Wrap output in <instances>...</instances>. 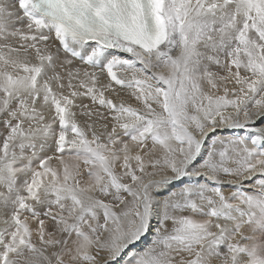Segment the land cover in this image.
Instances as JSON below:
<instances>
[{"label":"snow or ice","instance_id":"obj_1","mask_svg":"<svg viewBox=\"0 0 264 264\" xmlns=\"http://www.w3.org/2000/svg\"><path fill=\"white\" fill-rule=\"evenodd\" d=\"M0 264H264V0H0Z\"/></svg>","mask_w":264,"mask_h":264}]
</instances>
